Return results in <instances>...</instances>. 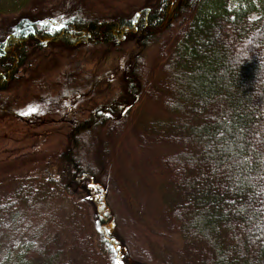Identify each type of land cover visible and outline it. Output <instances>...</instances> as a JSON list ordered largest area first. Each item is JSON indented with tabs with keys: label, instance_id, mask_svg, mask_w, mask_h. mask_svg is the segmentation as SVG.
Here are the masks:
<instances>
[{
	"label": "trees",
	"instance_id": "obj_1",
	"mask_svg": "<svg viewBox=\"0 0 264 264\" xmlns=\"http://www.w3.org/2000/svg\"><path fill=\"white\" fill-rule=\"evenodd\" d=\"M52 1L0 0V17L25 13L0 40V101L47 43L121 52L120 73L108 99L65 122L54 173L0 176V264H126L128 253L144 264H264V10L251 18L249 0H144L107 13L56 0L62 10L40 22L33 13ZM30 112L7 113L43 122ZM127 129L180 238L173 259L118 231L99 194L95 221L76 197L83 179L107 182Z\"/></svg>",
	"mask_w": 264,
	"mask_h": 264
},
{
	"label": "rangeland",
	"instance_id": "obj_2",
	"mask_svg": "<svg viewBox=\"0 0 264 264\" xmlns=\"http://www.w3.org/2000/svg\"><path fill=\"white\" fill-rule=\"evenodd\" d=\"M89 1L94 10L107 13L116 10L125 12L144 2V0ZM249 1L252 3L250 17L255 18L264 10V0ZM72 2L86 3L85 0H71L70 3ZM245 4H248L247 0H232L230 7L233 9ZM56 9L60 7L57 1L53 0L45 7L46 11L38 10L33 14L40 22H44L53 18L52 12ZM24 14L14 12L9 16L0 17V40L12 30L18 18ZM47 45L46 57L34 60L33 55L31 64L36 67L22 72L23 77L1 93L0 107H3L4 101L7 105L0 111V176L14 173L34 174L39 172L38 170L54 173L57 170L54 155L63 149L62 143L66 140L64 125L71 122L72 117L80 116L78 108L83 111L82 116L87 115L93 102L109 98L110 85V89L115 88L113 84H116L120 73L121 52L108 53L102 46L92 49L90 46L68 47L60 43ZM129 46L130 43H126V50ZM155 54L154 49L149 51L152 58ZM30 72H35L39 76L36 75L35 80H28ZM91 86L96 91L92 97ZM118 86L121 88L122 83ZM80 94L88 98L81 101V104L77 101ZM68 98L76 103L70 109L65 105ZM10 109L31 111L42 117L43 122L32 120L29 124L25 123L15 114H8ZM4 114L6 115L1 116ZM143 155L134 134L127 129L117 143L107 182L99 177L93 180L83 179L78 184L76 197L86 201L89 215L94 220L99 194L107 207L114 211L112 221L115 222L118 231H124L123 235L130 236L133 241L150 249L156 258L170 255L173 259L181 241L177 234L167 230L161 218L157 194L143 168ZM91 182L97 186L92 187ZM132 256L134 255L128 253L124 262L144 264L143 261L132 259Z\"/></svg>",
	"mask_w": 264,
	"mask_h": 264
}]
</instances>
